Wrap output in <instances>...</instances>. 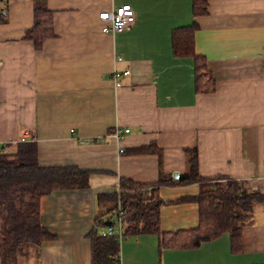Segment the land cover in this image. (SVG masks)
Listing matches in <instances>:
<instances>
[{"label": "crops", "instance_id": "obj_1", "mask_svg": "<svg viewBox=\"0 0 264 264\" xmlns=\"http://www.w3.org/2000/svg\"><path fill=\"white\" fill-rule=\"evenodd\" d=\"M35 1L0 0V147L35 141L41 166L91 176L86 189L42 199L54 238L23 250L19 264H92L90 236L110 207L98 196L118 192L122 178L177 180L187 149L198 150L202 177L247 181L264 195V0H206L202 17L193 0H46L55 37L40 50L24 40ZM124 4L136 12L134 28L103 33L99 13ZM194 22L214 93H196L194 59L172 51V32ZM118 128L130 132L119 139ZM152 144L160 155L135 152ZM198 195V185L161 189V233L199 227ZM120 245L122 264H264V206L240 252L229 234L189 249L164 248L157 235Z\"/></svg>", "mask_w": 264, "mask_h": 264}, {"label": "trees", "instance_id": "obj_2", "mask_svg": "<svg viewBox=\"0 0 264 264\" xmlns=\"http://www.w3.org/2000/svg\"><path fill=\"white\" fill-rule=\"evenodd\" d=\"M208 14L206 0H193L194 17ZM193 25L172 32L175 57L195 61L196 93H214L216 83L208 72L205 59L196 54ZM55 37L54 13L46 0H36L34 25L26 31L24 40L40 50ZM139 154L160 155L156 144L135 150ZM186 171L177 180L161 172L158 183H141L122 178L119 191L99 195L98 203L110 204L97 217L92 241V264H120L121 245L118 235L110 236L108 227L116 217L121 219L126 236L157 235L161 246L170 249L197 248L205 243L231 237L232 250H242V232L255 223L258 207L264 206V195L247 181L229 178L206 179L200 175L198 150H185ZM91 172L78 167H43L39 164L35 141L0 147V255L2 264H19L20 253L40 247L54 236L42 223V199L55 192L81 190L90 187ZM225 180L226 185L220 181ZM198 185L199 227L195 230L161 233L160 211L163 187ZM182 202L185 199L181 200Z\"/></svg>", "mask_w": 264, "mask_h": 264}, {"label": "built area", "instance_id": "obj_3", "mask_svg": "<svg viewBox=\"0 0 264 264\" xmlns=\"http://www.w3.org/2000/svg\"><path fill=\"white\" fill-rule=\"evenodd\" d=\"M98 20L102 26V32L105 34H117L121 32H127L134 28L137 23L136 12L130 4H124L113 10H104L99 13ZM121 58H119L120 60ZM130 70L124 72H115L113 78L115 80L122 76H129ZM128 129H117L115 135L117 138L122 139L123 135L128 134ZM24 142V141H22ZM108 234L110 236L118 235V242L121 244L124 240H127L129 236L124 234V225L119 217L113 220V225L109 226ZM120 264L121 261H120Z\"/></svg>", "mask_w": 264, "mask_h": 264}, {"label": "water", "instance_id": "obj_4", "mask_svg": "<svg viewBox=\"0 0 264 264\" xmlns=\"http://www.w3.org/2000/svg\"><path fill=\"white\" fill-rule=\"evenodd\" d=\"M179 176H180V175H179L178 173H175V174H174V177H175L176 179H178Z\"/></svg>", "mask_w": 264, "mask_h": 264}]
</instances>
